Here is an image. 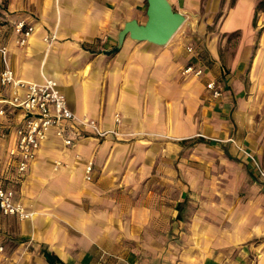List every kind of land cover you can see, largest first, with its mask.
Instances as JSON below:
<instances>
[{
	"label": "crops",
	"instance_id": "0c3cea01",
	"mask_svg": "<svg viewBox=\"0 0 264 264\" xmlns=\"http://www.w3.org/2000/svg\"><path fill=\"white\" fill-rule=\"evenodd\" d=\"M168 1L189 31L242 38L222 51L188 32L165 46L126 36L117 47L126 21L145 22L146 0L0 4L34 27L26 46L7 45L15 75L54 78L78 119L109 131L51 128L17 183L9 150L20 119L0 116L2 182L34 215L0 214V264H51L46 253L64 264H264V180L253 164L264 170V0ZM187 46L200 52L201 78L182 74ZM210 159L222 164L216 176Z\"/></svg>",
	"mask_w": 264,
	"mask_h": 264
},
{
	"label": "built area",
	"instance_id": "2783aa9c",
	"mask_svg": "<svg viewBox=\"0 0 264 264\" xmlns=\"http://www.w3.org/2000/svg\"><path fill=\"white\" fill-rule=\"evenodd\" d=\"M12 1L14 0H0V4ZM33 31L34 27L25 20H17L13 29L16 45L26 46ZM186 50L193 55V60L183 68L182 74L187 77H203L205 69L199 50L192 46H187ZM9 52L8 46L0 43V91L5 88L10 90L9 96L0 93V116L14 113L20 119L15 126L16 142L9 150V155L16 161L15 181L18 183L36 160L51 128L71 122L92 128L99 137L105 136L109 131L100 130L94 120L78 119L69 108L67 99L54 78L45 77L42 82H35L17 77L10 65ZM205 87L210 91L213 99L222 96L221 85L217 80L206 82ZM116 121H119L118 117ZM70 143L69 139L65 140V144L70 145ZM256 167L259 175L264 178V170L257 165ZM91 171L92 164L88 163L85 174L88 176ZM2 181L4 182L5 178L0 175V214L20 220L32 218L33 212L17 198L16 190L8 185L5 186ZM3 250L4 247L0 242V253Z\"/></svg>",
	"mask_w": 264,
	"mask_h": 264
},
{
	"label": "water",
	"instance_id": "95a60500",
	"mask_svg": "<svg viewBox=\"0 0 264 264\" xmlns=\"http://www.w3.org/2000/svg\"><path fill=\"white\" fill-rule=\"evenodd\" d=\"M146 2L145 22L139 23L135 19L126 21L117 34V47H121L126 36L134 41L165 46L184 24L185 16L174 10L168 0H146Z\"/></svg>",
	"mask_w": 264,
	"mask_h": 264
},
{
	"label": "rangeland",
	"instance_id": "374dc122",
	"mask_svg": "<svg viewBox=\"0 0 264 264\" xmlns=\"http://www.w3.org/2000/svg\"><path fill=\"white\" fill-rule=\"evenodd\" d=\"M0 17L2 19H0V41H2V43H6V45H8L10 48L11 47H15L16 43L14 38L12 37L13 33V29H14V22H12L11 20L7 19V17L5 15H2V13H0ZM220 16L217 15L216 19H218ZM189 33L190 34V41H192L193 43L196 42L200 44V42L202 41H210L215 43L219 49L222 51L223 49H228V47H233L235 45V43L237 42V40H239L240 38H242V33L241 32H236L233 34H221L220 31L217 29H214L213 26H209L208 29L206 31H196V30H188L187 27V23L184 22V24L179 28V30L176 32V34L172 37V39H175L185 33ZM260 30H257L255 33V36L259 38L260 36ZM171 39V40H172ZM223 40H226V44H224ZM17 46V45H16ZM8 47V48H9ZM19 47V46H18ZM24 47V46H23ZM192 149L194 151H196L198 153L196 159H193L195 164H204L203 160H206L205 157H202V153H207L204 150H198L197 147L193 145H191ZM264 158V157H263ZM264 162V159H263ZM255 169H256V165L258 167L261 168V165H259V163H257L255 165V163L253 162ZM221 163L218 160H212L210 159L209 161V167L211 169V172L213 173L214 176H216L217 174V169H220L219 167H221ZM244 167H246L247 170H249V173L253 172L252 167L249 164H243ZM226 167H228L229 165H225ZM258 176L264 180V178H262L259 174ZM258 182H262L261 180H257Z\"/></svg>",
	"mask_w": 264,
	"mask_h": 264
},
{
	"label": "trees",
	"instance_id": "16d2710c",
	"mask_svg": "<svg viewBox=\"0 0 264 264\" xmlns=\"http://www.w3.org/2000/svg\"><path fill=\"white\" fill-rule=\"evenodd\" d=\"M46 259L49 261V263L51 264H64L63 262H61L57 257L53 256V255H49V254H45Z\"/></svg>",
	"mask_w": 264,
	"mask_h": 264
},
{
	"label": "bare ground",
	"instance_id": "6f19581e",
	"mask_svg": "<svg viewBox=\"0 0 264 264\" xmlns=\"http://www.w3.org/2000/svg\"><path fill=\"white\" fill-rule=\"evenodd\" d=\"M34 216V215H33Z\"/></svg>",
	"mask_w": 264,
	"mask_h": 264
}]
</instances>
